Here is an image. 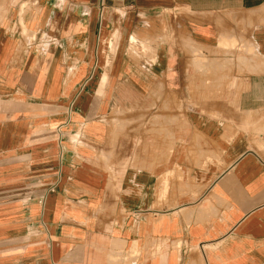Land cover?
Segmentation results:
<instances>
[{"label": "crops", "instance_id": "1", "mask_svg": "<svg viewBox=\"0 0 264 264\" xmlns=\"http://www.w3.org/2000/svg\"><path fill=\"white\" fill-rule=\"evenodd\" d=\"M0 264H264V0H0Z\"/></svg>", "mask_w": 264, "mask_h": 264}]
</instances>
